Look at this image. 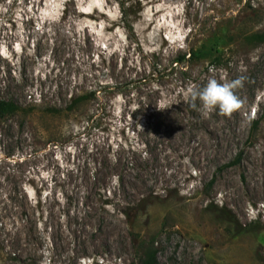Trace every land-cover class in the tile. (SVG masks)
I'll return each mask as SVG.
<instances>
[{
	"label": "rangeland",
	"instance_id": "1",
	"mask_svg": "<svg viewBox=\"0 0 264 264\" xmlns=\"http://www.w3.org/2000/svg\"><path fill=\"white\" fill-rule=\"evenodd\" d=\"M248 3L264 9V0H0V97L24 105L40 92L59 101L74 87H115L86 119L0 122V264H141L151 240L158 264H264V45L240 42L264 31V13L244 16ZM218 43L225 68L211 64ZM203 47L199 61L172 65ZM212 76L246 78L231 115L184 100L190 83ZM91 115L89 132L67 135Z\"/></svg>",
	"mask_w": 264,
	"mask_h": 264
},
{
	"label": "trees",
	"instance_id": "2",
	"mask_svg": "<svg viewBox=\"0 0 264 264\" xmlns=\"http://www.w3.org/2000/svg\"><path fill=\"white\" fill-rule=\"evenodd\" d=\"M121 5V13L122 17L125 20V14H126V8L124 2L120 3ZM243 15L248 17L252 14H254L252 19L260 18L261 14L264 13V9H258L255 10L251 3H248L247 5L243 6ZM245 20V19H243ZM229 26L227 27L225 25L226 31H236L237 26L232 24V30L230 28L231 20H229ZM234 27V28H233ZM234 29V30H233ZM241 43L246 47H258L264 45V31L262 32H245L243 36H241L240 39ZM213 47H216L214 49L215 55L213 56V59L211 61L212 65H215L218 68H225V55L222 53V50L220 48L219 43L215 44ZM219 47V48H217ZM205 54V47L199 48V49H191L186 53L178 54L173 60L172 65L174 67L182 66L186 63H192L197 62ZM115 90V87L112 86L109 83L106 84H98L97 87H92L89 89H81L79 87H74L71 91L67 92L66 96L62 98V100L58 101V97L55 96V100L50 99V96H45L42 92L39 93L38 96L29 95V99L27 102L22 105L19 102H17L14 99H7L0 97V122L2 121L4 123V130L5 128L6 120L7 119H16L20 118L22 119L23 126L29 119L34 118H43V119H50V120H60L63 118L71 119L75 117H79L82 119H86V116H84V112L87 110L89 106L92 104H101V94H103L107 90ZM52 96V97H53ZM26 98V99H27ZM256 112L254 114L253 120H251V133L252 135H256L259 131L260 124L262 123V118L255 117ZM93 117H89L87 121L86 127L82 129V133L80 132H67V135H70L71 137H77L80 134H86L89 132V130L96 124L98 116L97 115H91ZM79 118V119H80ZM257 118V119H256ZM92 123V126L90 125ZM44 133L48 132V130H43ZM21 138H16L15 140L12 139L11 141V147L19 143L17 140ZM4 139H2V135L0 134V148L1 146H4ZM9 148V146H8ZM4 149L6 151V147L4 146ZM7 152V151H6ZM3 153L5 155L4 157L10 158L11 156L7 153ZM140 253H141V264H158V250L155 247V241L151 240L150 242H141L140 246Z\"/></svg>",
	"mask_w": 264,
	"mask_h": 264
},
{
	"label": "clouds",
	"instance_id": "3",
	"mask_svg": "<svg viewBox=\"0 0 264 264\" xmlns=\"http://www.w3.org/2000/svg\"><path fill=\"white\" fill-rule=\"evenodd\" d=\"M261 49H255L250 53V57L255 60L259 58ZM245 77L240 76L235 80L221 79L215 76L209 77L207 83L201 87L190 83L184 91L185 102L196 107V101L200 102L199 111L207 114L218 109L222 115H231L238 110L243 101L237 95L236 90L243 87Z\"/></svg>",
	"mask_w": 264,
	"mask_h": 264
},
{
	"label": "bare ground",
	"instance_id": "4",
	"mask_svg": "<svg viewBox=\"0 0 264 264\" xmlns=\"http://www.w3.org/2000/svg\"><path fill=\"white\" fill-rule=\"evenodd\" d=\"M211 155V154H210ZM198 163V162H197ZM175 172V171H174ZM174 180V179H173ZM177 183V182H176ZM262 185V184H261ZM251 190V189H250ZM264 190V189H263ZM231 197V196H230Z\"/></svg>",
	"mask_w": 264,
	"mask_h": 264
}]
</instances>
